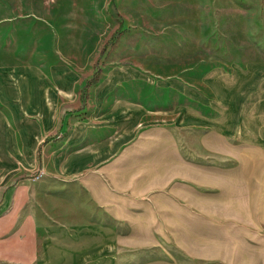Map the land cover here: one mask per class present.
<instances>
[{"label": "crops", "instance_id": "crops-1", "mask_svg": "<svg viewBox=\"0 0 264 264\" xmlns=\"http://www.w3.org/2000/svg\"><path fill=\"white\" fill-rule=\"evenodd\" d=\"M136 82L119 74L89 87L83 104L71 70H0V264H178L152 258L171 239L183 255L215 261L264 228V130L243 126L264 119L263 99L231 88L241 102L216 95L231 113L216 120L179 103L184 128L209 131L191 162L151 110L170 92Z\"/></svg>", "mask_w": 264, "mask_h": 264}, {"label": "rangeland", "instance_id": "rangeland-1", "mask_svg": "<svg viewBox=\"0 0 264 264\" xmlns=\"http://www.w3.org/2000/svg\"><path fill=\"white\" fill-rule=\"evenodd\" d=\"M31 66L71 70L83 104L89 87L119 74L134 75L137 86H152L157 94L168 90L167 101L152 107L153 116L193 162L194 140L209 131L184 128L175 117L179 103L201 106L207 119L216 120L231 117L219 107L215 115L211 101L216 95L224 106L241 102L229 94L231 88L251 94L248 103L264 102V0H0V70ZM183 89L190 96L195 91L201 104L179 100ZM243 126L263 131L264 119L250 116ZM202 165H210L209 159ZM177 187L173 183L165 191ZM109 218L106 213L100 221ZM173 241L152 258L178 264H264V228L250 238L231 240L233 250L215 261L191 259Z\"/></svg>", "mask_w": 264, "mask_h": 264}, {"label": "built area", "instance_id": "built-area-1", "mask_svg": "<svg viewBox=\"0 0 264 264\" xmlns=\"http://www.w3.org/2000/svg\"><path fill=\"white\" fill-rule=\"evenodd\" d=\"M44 176V173L42 171H38L37 174L33 177V182H37L38 180H41Z\"/></svg>", "mask_w": 264, "mask_h": 264}]
</instances>
